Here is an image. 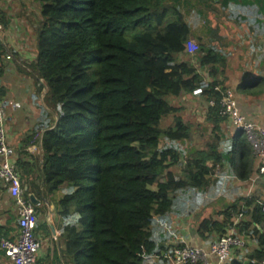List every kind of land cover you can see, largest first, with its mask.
I'll list each match as a JSON object with an SVG mask.
<instances>
[{"label": "trees", "instance_id": "16d2710c", "mask_svg": "<svg viewBox=\"0 0 264 264\" xmlns=\"http://www.w3.org/2000/svg\"><path fill=\"white\" fill-rule=\"evenodd\" d=\"M204 1L37 0L35 48L25 70L35 81V100L45 89L42 104H35L42 119L13 163L22 188L25 178V193L55 202L59 217L75 220L57 236L59 257L54 258L61 264H169L153 239L155 217L164 219L174 205L169 196L204 188L216 168L228 169L240 182L253 176L255 159L246 137L233 133L218 115L221 92L213 88L227 89L200 81L199 69L208 67L213 76L214 67L225 62L185 20L192 12L201 16L196 5L203 8ZM1 15L5 27L9 20ZM192 37L197 51L190 55L186 43ZM15 53L0 45V80L2 60ZM182 56L187 60L178 61ZM195 94L205 99V121L213 125L215 142L206 151H190L177 178L169 168L184 153L189 125L166 99ZM0 100H6L1 85ZM168 117L173 123L162 129ZM39 132L40 155L27 162L26 149ZM63 186L66 192L54 201ZM244 206L246 219L238 233L255 248L245 261L231 264H262L264 200L247 198ZM33 208L38 220L40 206ZM238 211L236 205L226 209L221 223L202 219L199 237L226 235ZM15 219L10 215L5 223L14 222L15 232L0 226V240L15 239ZM43 224L35 230L46 228Z\"/></svg>", "mask_w": 264, "mask_h": 264}, {"label": "crops", "instance_id": "0c3cea01", "mask_svg": "<svg viewBox=\"0 0 264 264\" xmlns=\"http://www.w3.org/2000/svg\"><path fill=\"white\" fill-rule=\"evenodd\" d=\"M214 2L218 3L223 10L221 11L224 14L222 25L214 26L215 28L211 31L206 27L207 22L205 20L203 23L205 29L202 28L204 32L199 29V34L200 36L203 35V38L208 42L207 45L211 44L213 49L217 50L225 58L223 64L214 67L213 81L232 93L238 110L245 119L264 128V0H213ZM205 15L206 13L203 12L201 16H196V18H206ZM1 17L8 19L9 22L15 21V19L11 20V18L3 14ZM187 23L190 25L189 22ZM192 25L196 26L195 23ZM10 35H12V31L8 32L6 40L2 38V44L12 52L17 53H15L14 57L10 56L9 58L8 55L2 60L5 71L0 80V85L5 90L6 101L10 104V108L6 113V139L7 145L14 152L13 162L22 150L23 141L31 134L32 128L35 127L36 123L42 119L39 110L35 108V104L37 102L42 104L40 97L43 98L45 90L43 89L38 100H35L36 85L34 79L29 74L28 80L22 78L25 73H22L23 71L20 69H25L33 56L32 41L25 36V44L30 46V48L24 46L19 48L13 45ZM210 35H212L211 38ZM189 41L193 42L194 38L192 37ZM14 43L16 44L15 41ZM17 76L23 95H26L22 102L18 104L8 100V93L11 91L8 86L10 81L8 78L13 79ZM14 105L17 107L12 108ZM18 110H22L20 116L16 114ZM32 123L35 125L31 126ZM227 126L233 131L229 123ZM36 136H34V139H36ZM39 146L40 141L36 139L34 144H31L26 149L29 154V157L26 158L27 162H31L34 157L40 155ZM222 148L223 146H220L218 151ZM256 168L257 163L254 161V174L248 183L238 181L224 167L216 168L221 170L220 173H216L217 170H214L213 174L207 177L209 183L204 188L197 191H189V193L176 192L175 195L169 196L174 202L171 210L165 215L164 219L155 217L157 225L153 239L156 244V251L161 250L163 254H168L185 245L207 250L211 244L215 243L223 235L211 233L199 237L197 233L198 223L206 218L221 223L224 218L222 213L229 207L236 205L239 213L230 218L231 226L225 229V233L232 232L236 237L245 241V247L233 252L232 262L245 261L246 252L255 248V245L238 233V224L241 220L246 219L244 215L246 213L244 200L251 197L264 200V175H256ZM169 171L177 178L182 177L174 174L173 166L169 168ZM180 173L182 174V171ZM211 177H213V180H210ZM214 186L217 191H210V188ZM22 189L24 193L27 191L25 184ZM62 190L65 191L64 186L61 187L59 192ZM59 192L57 193L60 194ZM25 194L28 199L32 196L31 193ZM3 196L7 197L8 202H0V226L7 223L10 215L14 216L15 214L13 207H10L13 206L11 199L5 189L0 188V200ZM57 198L56 195L53 200L55 201ZM35 200L38 201L37 199ZM37 206H40L39 215L43 217V221H39V215L37 216V225L42 226L41 224L48 222L50 226L49 228H38L36 230L35 235L41 242V249L36 254L33 264H61L60 259L55 260L54 258L56 253L59 257L60 248L57 245V236L60 235L64 225L74 224L75 220L73 218L62 220L57 215L55 202L49 203L48 199L40 198ZM5 226L12 228L15 232L14 222L5 224ZM179 246L180 248H177ZM154 259L156 258L151 260L155 262ZM168 262L171 264L169 260ZM0 264H11L5 251L1 248ZM210 264H215L214 259H210Z\"/></svg>", "mask_w": 264, "mask_h": 264}, {"label": "built area", "instance_id": "2783aa9c", "mask_svg": "<svg viewBox=\"0 0 264 264\" xmlns=\"http://www.w3.org/2000/svg\"><path fill=\"white\" fill-rule=\"evenodd\" d=\"M1 29L2 26L0 25V45L2 44ZM186 44V50L190 54L197 49L192 41H188ZM213 90L221 92L218 115L228 121L234 132L244 134L257 163V175L263 176L264 128L248 121L240 114L230 91L222 92L218 87H214ZM208 105L214 107L215 103L209 101ZM16 107L15 105L12 106V108ZM9 108L8 101L0 100V188L5 189L12 201L17 234L15 241H0V248L5 251L11 264H33L36 254L40 251V243L35 235L37 220L32 204L23 198L24 192L20 184L19 174L12 162L14 152L7 145L6 112ZM36 139L40 141V133L37 134ZM243 247L244 241L229 232L211 244L207 250L185 245L169 255H164V257L173 264H210V259H214L215 264H231L233 252ZM248 262L254 264L253 260Z\"/></svg>", "mask_w": 264, "mask_h": 264}, {"label": "rangeland", "instance_id": "374dc122", "mask_svg": "<svg viewBox=\"0 0 264 264\" xmlns=\"http://www.w3.org/2000/svg\"><path fill=\"white\" fill-rule=\"evenodd\" d=\"M205 4L206 6L203 8L199 4H197L196 7H197V10L198 9L201 11L203 10V12L206 13L205 15L206 18L204 17L201 19L199 17L196 18L195 12H192L189 18H185L186 22L190 23V25L189 24L188 25L190 27L191 32H194V31L198 32L199 29L205 28L203 26V23L205 22V20L207 22L206 27L209 28L211 31L216 26L222 25V22H223L222 19L224 18V14L221 13V11L223 10L220 8L219 4L216 2L213 3V0H206ZM39 7H40V4L37 2V0H0V13L5 15L8 18H11V20L15 19V21H10L7 26L5 27L2 26V29H1L2 38L6 40L7 38L6 36H8V32L12 31V35H10V38L14 46L19 47V48H23V46L26 48H30V46L25 44V36H27L32 41L31 42L32 49L34 50L35 40H36L35 29L38 26L37 23L39 20ZM192 22L195 23L196 26L192 25L193 24ZM211 36L212 35H210V38ZM14 41L16 42V44L14 43ZM193 42L195 45H197L195 41ZM195 51H197V49ZM194 53L192 54L189 53V54L193 55ZM185 60H187V58L182 56L179 58L178 61H185ZM190 62L197 66V63L194 59L190 60ZM22 71H23L22 73H25L22 78L28 80L29 75L27 73V70L23 69ZM199 71L201 73L200 81L202 85L204 86L210 85V83L213 81V76L209 75V68L204 67L202 69H199ZM8 79L10 80L8 83V86L11 89V91L8 93V98H9L8 100H10L9 102L13 101L17 104L21 103L23 98L26 95H23V90H22V87L20 86V82L17 81L18 76L13 79L9 77ZM166 100L168 101L170 105L179 109L175 116H177V118H179L183 123L189 125L190 140L186 141V143L183 144L184 146H182V149H184V153L183 154L181 153L179 162L173 166L174 174H176L177 176H182L180 172L183 171L184 169L183 165L190 151H192V153L206 151L207 146H210L215 142V141H211V139L214 137L213 136L214 131H212L213 125H208L205 121L207 104L203 97L195 94V95L180 96L179 98L172 99V100H168V99ZM16 114L20 116L22 114V110H18ZM172 123H173V117H168L162 121L160 127L162 129H167L168 127L172 125ZM34 125L35 124L32 123L31 126H34ZM162 145H163V141H160V146ZM190 146H193V147L190 148L191 150L190 149L188 150ZM215 170H217L216 173H220L221 171L220 169H215ZM23 179H24L23 183L25 184V178ZM159 180L162 181L163 177H160ZM210 180H213V177H211ZM212 190L217 191L215 186L210 188V191ZM65 192L66 191L62 190L61 192H59L60 194L57 193L56 195L57 197H59ZM0 202H5V203L8 202L7 197L3 196ZM10 207H13V206H10ZM38 218H39V221H43V217L41 215H39ZM61 219L67 220L66 218H61ZM44 225L46 228H49L50 226L48 222L44 223L43 226ZM68 225L69 224L64 225V226H68ZM39 243H40V249H41L40 240H39ZM169 254H171V252L168 254L166 253L165 255H169ZM154 261H156V259H154Z\"/></svg>", "mask_w": 264, "mask_h": 264}, {"label": "water", "instance_id": "95a60500", "mask_svg": "<svg viewBox=\"0 0 264 264\" xmlns=\"http://www.w3.org/2000/svg\"><path fill=\"white\" fill-rule=\"evenodd\" d=\"M38 150H39V152H41L40 146H39ZM29 200L34 206L38 205V201H36L32 196L29 198Z\"/></svg>", "mask_w": 264, "mask_h": 264}, {"label": "clouds", "instance_id": "9594fccd", "mask_svg": "<svg viewBox=\"0 0 264 264\" xmlns=\"http://www.w3.org/2000/svg\"><path fill=\"white\" fill-rule=\"evenodd\" d=\"M45 90V89H44ZM42 99V98H41ZM235 133V132H234ZM40 135L42 136V133H40ZM41 140V139H40ZM15 166V165H14ZM24 192V191H23ZM25 199L26 200H28L29 202H30V200L27 198V197H25ZM31 203V202H30ZM32 204V203H31ZM32 206H34L33 204H32ZM38 223V222H37Z\"/></svg>", "mask_w": 264, "mask_h": 264}]
</instances>
